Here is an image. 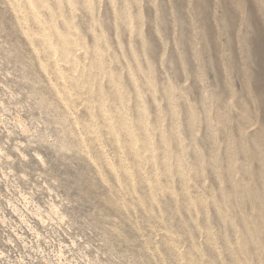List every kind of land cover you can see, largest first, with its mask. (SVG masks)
Instances as JSON below:
<instances>
[{
    "label": "rangeland",
    "instance_id": "374dc122",
    "mask_svg": "<svg viewBox=\"0 0 264 264\" xmlns=\"http://www.w3.org/2000/svg\"><path fill=\"white\" fill-rule=\"evenodd\" d=\"M255 40L264 0H0V264H264Z\"/></svg>",
    "mask_w": 264,
    "mask_h": 264
},
{
    "label": "bare ground",
    "instance_id": "6f19581e",
    "mask_svg": "<svg viewBox=\"0 0 264 264\" xmlns=\"http://www.w3.org/2000/svg\"><path fill=\"white\" fill-rule=\"evenodd\" d=\"M263 50H264V45L261 42H257L256 40L253 42V51L255 53V59L259 57L260 59L263 57ZM258 62V60H257Z\"/></svg>",
    "mask_w": 264,
    "mask_h": 264
}]
</instances>
